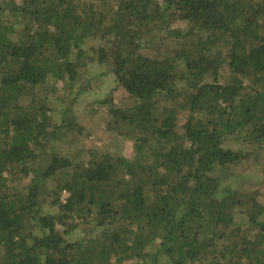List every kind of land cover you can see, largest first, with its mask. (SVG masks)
Instances as JSON below:
<instances>
[{"label": "trees", "instance_id": "16d2710c", "mask_svg": "<svg viewBox=\"0 0 264 264\" xmlns=\"http://www.w3.org/2000/svg\"><path fill=\"white\" fill-rule=\"evenodd\" d=\"M0 264H264V0H0Z\"/></svg>", "mask_w": 264, "mask_h": 264}, {"label": "rangeland", "instance_id": "374dc122", "mask_svg": "<svg viewBox=\"0 0 264 264\" xmlns=\"http://www.w3.org/2000/svg\"><path fill=\"white\" fill-rule=\"evenodd\" d=\"M16 1L18 3H21L23 0ZM106 72V68L104 67H100L97 69L88 68L83 75V78H85L82 82L83 85H92V87L85 88L86 92H82L79 97V102L74 106V110L79 111V114H83L85 120L81 133H75V135L73 136L72 143L69 146L72 147L71 150L78 147L83 148L85 146L86 148L91 145H95L97 147H101L105 152H112L109 143L114 139H112L113 137L110 136L109 133H106V122L104 121V117L102 115H92V112L96 106L94 99H98L103 96L109 89V85L113 84L109 76H100V74ZM86 73H88L90 76L92 75L93 77L88 78L89 76ZM60 88L61 87L59 86V90ZM125 96L126 94L121 89L117 90L114 93L115 103H124L125 101L123 100ZM124 147L125 148L122 149L123 152L126 151V146L124 145ZM251 172L252 173L249 175L248 180L252 181L250 183V187L255 190L256 187L258 188L259 185L257 183H259L263 175L258 164L254 166L253 169H251ZM250 192L254 193L255 191H247L248 195H250Z\"/></svg>", "mask_w": 264, "mask_h": 264}]
</instances>
